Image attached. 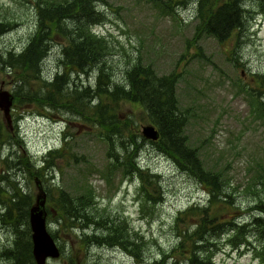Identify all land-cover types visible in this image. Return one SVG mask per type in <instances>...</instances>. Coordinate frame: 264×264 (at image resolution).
Here are the masks:
<instances>
[{
  "label": "rangeland",
  "instance_id": "rangeland-1",
  "mask_svg": "<svg viewBox=\"0 0 264 264\" xmlns=\"http://www.w3.org/2000/svg\"><path fill=\"white\" fill-rule=\"evenodd\" d=\"M190 2H194L193 5H189ZM241 2L249 13L247 26L242 32L234 31L224 42L202 33L197 36L198 0L176 4V12L170 14L161 12L152 0H97L96 6L107 18L104 24L94 26L93 31L106 38L107 47L102 45L100 50L106 54V69L113 81L125 82L126 69L139 62L152 65L159 75L173 71L181 74L177 92L180 106L189 115L185 133L189 144L197 147L206 169L219 171L230 179L232 185L229 184L227 189L232 192L237 209L228 208L232 212L226 215L233 214V219L243 223L252 218L251 207L258 200L255 190H249L247 186L253 184V179L264 176V118L260 115L259 104H255L259 84L254 77L264 75V14L255 0ZM0 20L15 26L8 27V31L0 36V50L19 52L24 49L36 28L31 3L0 0ZM60 42L63 40L52 42L44 60L42 74L49 81L61 70ZM235 53L238 64L234 61ZM89 76L90 85H95L97 73L74 74L72 79L78 86H88ZM0 85L3 90L14 92L13 74L0 71ZM65 87L62 82V88ZM19 96L29 97L24 91ZM12 114L11 129L0 110V132L9 140L2 143L0 149V264L14 263L3 254L5 249L14 246L16 239L12 226H8L2 217L8 209V201L20 195L24 200L32 196L35 202L39 192L37 181L46 192V210L52 208L54 211L59 206V188L74 197L89 195L90 200L92 195L94 205L89 210L90 217L98 221L85 231L104 236L105 230L99 228L101 222L119 218L124 229V244L126 240L133 242L130 235L138 234L137 244L145 259L140 264H151L160 259L162 253L174 248L177 239L174 224L180 211L197 201L206 203L208 195L203 186L181 171L172 157L148 139L142 146L138 163L152 174L163 177L164 199L156 205L145 201L139 179L126 174L124 166L116 163L107 140L96 125L64 111L53 114L41 105H25L20 100H15ZM128 116L129 127H134L133 130L141 135L143 125L152 124L139 105H122L117 116L122 125ZM64 131L68 133L67 137H64ZM65 143L64 157L57 160L55 167L48 163L44 167L48 152L60 150ZM69 149L74 154L69 153ZM72 155L76 158L70 159ZM18 201V196L12 200L13 203ZM19 203L22 208L24 201ZM19 203L12 205V209L20 210ZM19 213L13 210L12 223L18 225L21 239L25 240L24 223L15 218ZM28 223L30 228L29 220ZM185 225L186 222L181 227ZM48 228L50 233L58 230L55 236L51 235L61 249V256L48 259L47 264H137L134 254L117 246L97 244L87 248L86 244L80 243L82 232L78 229H58L55 222H48ZM229 239L231 235L224 234L218 241L220 249L214 256L218 264H264L253 250L254 245L262 246V241L253 236L245 245L250 249L244 246L238 249L229 243Z\"/></svg>",
  "mask_w": 264,
  "mask_h": 264
},
{
  "label": "trees",
  "instance_id": "trees-1",
  "mask_svg": "<svg viewBox=\"0 0 264 264\" xmlns=\"http://www.w3.org/2000/svg\"><path fill=\"white\" fill-rule=\"evenodd\" d=\"M26 1L31 3L36 15L33 36L26 47L19 52L13 49L0 50V71L13 74L16 102L20 100L25 105H41L53 114L64 111L82 121L96 125L100 129L99 133L107 140L110 154L116 163L124 166L126 174L130 173L139 179L145 201L156 205L164 199L163 177L161 174H152V171L138 163V156L147 140L140 133H136L133 130L134 127H129L131 121L129 116L123 120L126 121L124 125L121 123V118H117L122 105L126 103L139 105L147 113V120L160 132V138L157 141H148L172 157L181 171L200 183L208 195L206 203L197 201L179 212L174 224L177 237L174 248L170 252L162 253L161 258L155 259L151 264H218L214 256L220 249L218 241L224 234L231 235L229 243L238 249L242 246L250 249L245 245L253 236L262 241V246L254 245L253 250L264 263V176L260 175L257 179H253V184L247 186L249 190H255L258 198L257 203L251 207L254 213L252 218L241 223L233 219V214L227 216V213L230 215L232 212L228 208L237 209L232 192L227 189L232 183L223 173L206 169L197 147L194 148L189 144L185 134L188 129L189 115L188 111L180 106L177 92L181 74L173 71L159 75L152 65L139 62L126 69L125 82L113 81L112 75L106 69V54L101 53L100 50L102 45L107 47L106 38L93 31L94 26L104 24L107 18L106 14L96 6L97 0ZM152 1L161 9V12L166 11L165 14L176 12L174 8L176 4L179 6L189 2V0ZM241 1L198 0L197 36L202 33L224 42L231 38L234 31L242 32L247 26L249 13L242 7ZM255 1L259 3V10L264 14V0ZM193 3L190 2L189 5ZM8 27L12 29L15 26L0 20V36L8 31ZM60 40H63V43H59L63 58L61 70L52 81H49L42 74L44 60L50 53L52 42ZM237 43L239 45V40ZM235 54L234 61L238 64V54ZM93 73H97L96 83L93 86L90 85V76L88 86H78V82L72 79L74 74L88 76ZM254 77L257 85L259 84L255 104H259L262 109L260 115L264 118V75L256 74ZM62 82L66 85L65 88H62ZM23 91L29 96L27 99L19 96V93ZM107 120H110V123ZM1 134L2 132H0V149L2 143L9 141ZM67 135L68 133L64 131V137ZM65 145L66 143L60 150L49 151L48 159L44 160L43 166L45 167L48 163L49 166L55 167L57 160L64 157L67 147ZM129 148H132V151ZM68 152L74 154L71 150ZM74 158H76L75 155L70 156V159ZM17 196L19 201H24L22 208L18 201L20 210L16 207L12 209V205H18L17 202H12ZM88 196L74 197L66 190L59 188L57 199L59 206L57 205L54 211L52 208L50 210L47 208L48 222L57 223L58 229L60 227L67 231L70 228L78 229L82 232L79 236L80 243L86 244L87 248L97 244L117 246L134 254L137 264L144 262L141 246L136 240L138 234L130 235L134 239L133 242L126 240L124 244L123 228L119 218L101 222V227H98L100 230H105L104 236H97L96 232L88 234L85 231L98 221L94 216V218L90 217L92 215L89 210L94 205V200L92 195L90 200ZM32 203L34 204L32 196L25 197L24 200L20 195H16L10 202L8 201V209L2 215L3 220L6 219V223L12 226L16 234L14 246L3 252L11 263L12 260L14 261L12 264H36L32 254L31 231L28 223ZM13 210L20 212V215L15 218L24 223L25 240L21 239L22 233L18 225L12 223ZM184 222L186 225L181 227ZM57 231L51 234L55 236ZM230 231L231 234H229Z\"/></svg>",
  "mask_w": 264,
  "mask_h": 264
},
{
  "label": "water",
  "instance_id": "water-1",
  "mask_svg": "<svg viewBox=\"0 0 264 264\" xmlns=\"http://www.w3.org/2000/svg\"><path fill=\"white\" fill-rule=\"evenodd\" d=\"M13 105V95L0 88V108L4 112V117L9 126L12 123L11 107ZM142 134L150 140H158L160 132L153 124L144 125ZM38 194L35 204L30 208L29 221L31 228V238L33 244V255L37 264H46L48 258L60 257V248L51 235L47 223L46 201L47 196L42 184L37 181Z\"/></svg>",
  "mask_w": 264,
  "mask_h": 264
},
{
  "label": "bare ground",
  "instance_id": "bare-ground-1",
  "mask_svg": "<svg viewBox=\"0 0 264 264\" xmlns=\"http://www.w3.org/2000/svg\"><path fill=\"white\" fill-rule=\"evenodd\" d=\"M10 243V242H9Z\"/></svg>",
  "mask_w": 264,
  "mask_h": 264
}]
</instances>
